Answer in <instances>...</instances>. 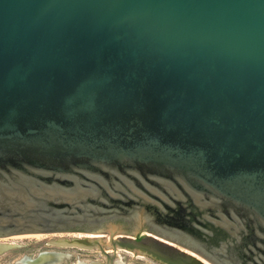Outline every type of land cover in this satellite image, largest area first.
Instances as JSON below:
<instances>
[{
    "label": "water",
    "instance_id": "water-1",
    "mask_svg": "<svg viewBox=\"0 0 264 264\" xmlns=\"http://www.w3.org/2000/svg\"><path fill=\"white\" fill-rule=\"evenodd\" d=\"M109 227L264 264V0H0V237Z\"/></svg>",
    "mask_w": 264,
    "mask_h": 264
},
{
    "label": "bare ground",
    "instance_id": "bare-ground-1",
    "mask_svg": "<svg viewBox=\"0 0 264 264\" xmlns=\"http://www.w3.org/2000/svg\"><path fill=\"white\" fill-rule=\"evenodd\" d=\"M155 236H149L145 239L136 241L125 235V233L121 231L118 232L117 229L109 227L107 229H101L94 234H84L80 236L74 235L68 238L64 236H57L53 238L48 237L46 234L44 240H46V244L51 247L69 246L90 250L95 248L107 250L101 255H98V258L96 259L84 260L78 257L74 263L70 264H133L131 263L132 261H136L135 259H140V256L135 257L120 253L115 254L114 251L113 254H109L108 251H110L116 245L117 247L125 248L127 251L132 253L138 252L140 254H145L147 252L152 256H155L158 261H161L164 264H210L206 261L207 259L203 258L201 255L171 246L173 243H176L158 236L160 238L159 239L157 238L156 234ZM161 238L164 240H161ZM18 246L19 245L14 241H0V255L8 249ZM69 257H71L70 253H64L53 249H44L34 254H24L16 259L14 263L60 264Z\"/></svg>",
    "mask_w": 264,
    "mask_h": 264
},
{
    "label": "rangeland",
    "instance_id": "rangeland-1",
    "mask_svg": "<svg viewBox=\"0 0 264 264\" xmlns=\"http://www.w3.org/2000/svg\"><path fill=\"white\" fill-rule=\"evenodd\" d=\"M107 229V228H106ZM121 231L123 233H125V235L131 237V239L134 240H139L141 239H145L146 237L149 236H155L154 232L152 231H145V230H132L129 232H125L123 230H118V232ZM76 236V235H84V233H77V232H64V233H55V234H47L48 237H57V236H64L66 238L71 237V236ZM156 237V236H155ZM157 238H159L157 236ZM140 239V240H141ZM160 239V238H159ZM161 240H164L163 238H161ZM1 242H16L19 246L12 248V249H8L7 251L3 252L0 255V264H15L14 261L16 259H18L19 257H21L24 254H34L37 253L41 250L44 249H53V250H58L64 253H70L71 257H69L67 260H64L62 263L60 264H70V263H74L76 261V259L79 257L81 259L84 260H88V259H96L98 258V255H101L102 253H104V251L106 252L107 250L105 249H100V248H95V249H82V248H77V247H69V246H61V247H56V246H48L46 244V240H44V238L42 240H36V239H20V238H0ZM171 246H175L176 248L178 247L181 250H186L185 248L180 247L177 244H172ZM104 248V247H102ZM114 253H120V254H126V255H131V256H140V259H135L136 261H132L131 263L133 264H164L161 261H158L156 259L155 256H152L149 253H145V254H140V253H132L130 251H127V249L125 248H121V247H117V245L115 247H113L110 251H108L109 254H113ZM188 251V250H186ZM189 252V251H188ZM208 263L212 264L211 262H209L208 260H206Z\"/></svg>",
    "mask_w": 264,
    "mask_h": 264
},
{
    "label": "flooded vegetation",
    "instance_id": "flooded-vegetation-1",
    "mask_svg": "<svg viewBox=\"0 0 264 264\" xmlns=\"http://www.w3.org/2000/svg\"><path fill=\"white\" fill-rule=\"evenodd\" d=\"M172 255H174V254H172Z\"/></svg>",
    "mask_w": 264,
    "mask_h": 264
}]
</instances>
